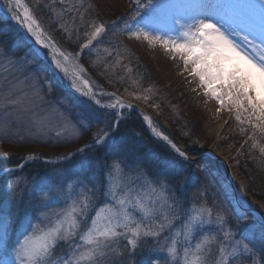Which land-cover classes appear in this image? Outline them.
Wrapping results in <instances>:
<instances>
[{
    "label": "rangeland",
    "instance_id": "obj_1",
    "mask_svg": "<svg viewBox=\"0 0 264 264\" xmlns=\"http://www.w3.org/2000/svg\"><path fill=\"white\" fill-rule=\"evenodd\" d=\"M22 1L29 7L45 34L50 36L61 50L63 45L59 38L64 36L69 41L86 43L90 33L94 31L93 21L95 26L103 24L105 31L86 49L89 58L87 63L80 59L79 55L73 57L74 54L63 49L66 54H71L73 67L77 64L83 67L82 78L89 81L95 98L103 105L113 103L117 97H137L144 107L137 111L143 115L138 112L147 132L150 130L148 131V122L143 118L145 115L151 117L156 131L168 136L186 152L189 160L194 162H184L167 141L169 148L165 144L162 145L167 147L173 156L162 154L163 157L156 161L154 148L148 140L142 138V133L116 135L122 127V122L112 136L115 149L111 144L104 146L103 149L107 152L101 155L102 147L91 146L84 153H78L74 144L91 136L103 125L94 120L96 126L93 124V128L90 126L77 137L72 134L71 129L65 127L64 118L80 127L81 124H89L91 116L88 111L93 116L100 117L105 114L111 117L112 111L102 112L93 105L84 101L82 103L83 98H80L81 105L74 104L69 96L82 97L84 94L73 89L70 80L55 68L47 49H42L40 54L36 55L34 48L39 46L35 45L34 39L18 24L23 41L26 42L24 53L18 47L11 46V49H7L3 44L0 45V159L9 157L11 151L17 149H34L37 158L26 161L25 155L19 162L24 164L22 170L11 166L5 168L10 170L8 174L3 170L0 174V231L6 233V246L0 249V262L14 260L15 243L22 238V234L31 230L30 224L34 225L39 220L43 226L47 221L42 214L59 211L65 206V194L80 191L78 176H87L86 183L98 182V186H101L104 182L102 166L106 161L110 162L113 151L118 150L124 159L135 161V167L139 169L138 173H127L126 180L127 189L131 190L130 199L133 200L128 207L134 219L141 220L143 216L141 208L134 203L136 199L145 206H153L152 201L156 199V193L148 188L145 180L158 177L167 182L165 192L170 198L169 203L172 202L171 197H176L189 209L193 205L206 204L212 208L213 219L219 209L227 210L224 213L226 223L223 226L213 225L205 229L210 238H215L209 245L208 264H214V261L218 260L221 243H231L225 241L223 235L224 231L229 229L237 233L253 229L257 246L255 261L256 264H264V256L258 249L261 214L259 210L264 214V202L249 191L248 181L241 170L247 155L248 141L252 144L251 148L258 152L257 158L264 160V155L259 150V146L264 145V132L252 128L247 122L246 112L241 111V120L244 121L241 123L236 119V106L222 108L214 97L205 95L199 78L191 74V64L186 69L180 54L166 50L159 41L150 42L144 39L142 31L139 38L132 35L138 29L147 30L152 34L158 32L160 35L179 29L176 20L186 19L182 6L194 4L196 0H151L154 8L143 7L150 0H139V8L136 6V0ZM250 3L259 9V0H250ZM40 8L47 11L44 14L48 15L44 19L37 16L36 11ZM5 11V4L0 0V14L15 21L5 15ZM171 34L175 36L177 32L172 31ZM76 70L80 71L78 68ZM112 93L115 95H109ZM10 99L19 102L12 105L8 103ZM132 110L124 108V117ZM5 113H11L7 118L12 121L6 137ZM192 136L194 137L191 138ZM91 139L92 137L89 141ZM254 143L258 145L255 148ZM142 146L146 148L144 151ZM5 153L8 154L7 157ZM65 153L73 155L64 159L58 158ZM228 162L236 165L241 180L230 174ZM28 164L31 166L25 169ZM17 179L19 183L15 184L13 189L7 188L6 181ZM43 180L48 181V187L33 198L30 195L31 189ZM69 183L73 184L72 189L68 187ZM154 186L159 188V185ZM102 191L101 188L98 203L106 202ZM53 193H60V198L50 199ZM236 199L246 200L251 206L247 221L237 223L235 217L230 215ZM41 201L48 203L49 207H39ZM155 206L159 208V204ZM253 212L256 215L255 227ZM92 215L94 211L89 213V218ZM142 223L151 225L152 221L145 218ZM182 224L183 217L173 221L171 232L166 230L158 238L150 237L141 241L142 248L136 250L135 259L142 262L151 256L162 264L165 261L167 264H177L166 249L171 244V237L175 236L177 251L180 254L177 259L182 257L186 247ZM165 237L169 239L166 241ZM198 239L200 237L196 236L191 240L193 247ZM156 247H162L165 251H148L149 248ZM129 248L127 239L121 237L113 245L112 255L118 257L119 253L127 254ZM227 250L231 251V248ZM68 254V246L60 243L50 258V264H62ZM229 264H253V257L249 254L236 259L230 258Z\"/></svg>",
    "mask_w": 264,
    "mask_h": 264
},
{
    "label": "snow or ice",
    "instance_id": "obj_2",
    "mask_svg": "<svg viewBox=\"0 0 264 264\" xmlns=\"http://www.w3.org/2000/svg\"><path fill=\"white\" fill-rule=\"evenodd\" d=\"M5 4V15H9L34 39L36 55L42 49L48 50L51 60L56 69L70 80V85L77 92L92 97L96 105H100V100L95 98L88 80L83 79L81 72L84 71L81 65L73 67L70 59L71 54L61 51L50 36H47L41 25L33 17L29 7L22 3V0H3ZM137 8L140 7L139 0H136ZM145 8H154L151 3L145 4ZM186 12V19H177L179 29L170 30L164 35L152 34L147 30L138 29L132 35L139 38L141 31L146 40L159 41L166 50L174 54H180L181 59L188 68L191 64V74L199 78L200 85L205 89V95H211L220 104L228 107L234 105L238 109L236 119L241 123V111L247 113V122L253 129L264 132V0H259V9L250 3V0H196L182 6ZM22 9V14L18 11ZM139 14V13H137ZM94 31L89 35L86 43L82 44L81 51L87 49L102 32L105 31L103 24L95 26ZM67 31V29H66ZM172 31L177 35L173 36ZM87 35V34H86ZM238 38V39H237ZM2 50V48H0ZM80 69L77 71L76 69ZM109 95H115L114 93ZM18 100H9L12 105L18 104ZM104 109H111V117L105 114L103 117L92 116L89 124H81L77 127L70 120L64 118L65 127L71 129L75 136H80L91 126L92 120L98 121L103 127L92 133L90 142L77 149L78 153H84L90 146H111L116 145L112 141L113 133L118 129L120 123L125 118L120 111L133 106L117 97L113 103L101 105ZM11 113H5L4 128L5 137L8 129L12 126V121L7 117ZM19 119V116H17ZM151 127L152 120L147 115L144 116ZM152 131L164 141H167L171 149L184 162L192 164L186 152L174 143L162 132ZM23 139V138H21ZM256 143L253 147H257ZM259 150L264 155V145L259 146ZM7 157V153L4 154ZM72 153L62 154L59 159L72 156ZM37 154H27L24 159L33 160ZM24 164L15 165L17 169H23ZM102 170L104 171V182L98 186V182H89L87 176L77 177L80 191H71L63 196L64 207L59 211L42 214L47 223L39 221L32 225L30 231L22 234L13 248L14 260L3 261L0 264H50V258L54 250L60 243L68 246L69 254L67 259L62 260V264H162L160 260L152 259L151 256L142 262L135 259L136 250L142 248L141 241L147 238H158L166 230L171 232L173 221L183 217L182 229L184 232L183 255L177 251V241L175 236L171 237V244L166 251L177 264H208L209 245L215 239L209 237L206 228L213 225L223 226L226 223L225 209L217 211L213 219L212 208L201 204L193 205L190 209L185 208L176 197H169L165 192L167 182L158 177L145 180L148 188L156 193V199L152 201L153 206L148 207L135 200V205L141 208L143 216L141 220L132 217L129 211L130 189H127V173L139 172L135 167V161L129 162L122 157L121 151L114 150L111 161H106ZM8 174L9 169H3ZM16 181H6V186L13 189ZM154 185H159V188ZM48 181L37 182L31 189L30 195L35 198L38 192L45 191ZM68 187L73 188L69 183ZM102 195L104 203H98ZM127 189V191H126ZM50 190V189H49ZM60 193H53L50 199H59ZM159 204V208L155 205ZM39 207H49L45 201H41ZM38 210V209H34ZM251 206L246 200L239 199L230 210V215L234 216L237 223L249 219ZM94 211V215L89 218V213ZM152 221L151 225L142 223L143 219ZM253 225L256 226V215L253 212ZM123 229V231H118ZM259 252L264 256V214L259 216ZM5 234L0 231V249L5 248ZM179 233H177L178 235ZM225 241L231 243H221L219 246V258L214 264H229L230 258L236 259L251 254L253 264L255 261L256 236L253 229H245L243 232H235L231 229L223 233ZM237 235L239 238H237ZM199 236L195 246L191 240ZM127 239L130 248L119 256L112 255L113 245L121 238ZM169 237H165L167 241ZM231 251H228V248ZM148 251H165L162 247L149 248ZM60 264V262H57ZM167 264V261L164 262Z\"/></svg>",
    "mask_w": 264,
    "mask_h": 264
},
{
    "label": "trees",
    "instance_id": "obj_3",
    "mask_svg": "<svg viewBox=\"0 0 264 264\" xmlns=\"http://www.w3.org/2000/svg\"><path fill=\"white\" fill-rule=\"evenodd\" d=\"M37 16L40 18H43L48 15V14H44L47 13V11L45 10H40L36 11ZM23 36H22V32L21 30L14 24V22L12 20H10L9 18L2 16L0 14V45L3 44L4 47H6L7 49H11V46H15L20 48V51L22 53H24L25 51V45L26 42L23 41ZM58 39V38H57ZM61 43V45H63V49L66 52H70L72 54H76L79 52V50L81 49V45L84 44V42H79V41H69L66 40V38L63 36V38H59L58 39ZM19 51V52H20ZM28 56H31L28 54ZM81 59L85 60L87 63L88 58V52L85 49L81 55ZM70 100L76 104V105H81V100H79L77 97L70 95ZM89 116H93L89 111L87 112ZM94 120H92L91 122V126L92 128L94 126H96L95 123H93ZM186 123H188L186 121ZM94 124V126H93ZM122 127L118 129V131L116 132V135H119L120 133H127V134H132L133 132L135 133H142V138L148 140L149 144H151V146L154 148V153L156 155V158H154L156 161H159L163 155H171L173 156V154L167 149V147L165 148V146H163L161 143H159L156 139H154L146 130L145 125L143 123V121L141 120L139 113L137 111H131V113H129V115L122 120ZM244 134L246 135L247 132H244ZM91 136L83 138L82 140H80V142H76L74 144V147H78L84 143H86L89 138H91ZM194 136H192L191 138H193ZM251 140V138H250ZM184 141H186V139H184ZM120 144V142H119ZM251 142L246 144V149H247V155L245 156V160L243 161L244 166L241 167V170L243 171V174L245 175L248 184H249V191L257 198H259L262 202H264V160L262 159H258L257 158V154L258 152L254 149L251 148ZM143 147V148H142ZM142 151H144L146 148L144 146H142ZM30 149H17L14 151H11V154L9 157L7 158H3L0 159V170H2L5 167L8 166H14L16 164H18L25 155L27 154H34L36 153V150L32 149L31 151H29ZM102 153L101 155H105L106 154V150L103 149L102 147ZM215 162V161H213ZM211 165V164H210ZM31 164H28L25 169L27 167H30ZM212 168V166H211ZM210 169V166H209Z\"/></svg>",
    "mask_w": 264,
    "mask_h": 264
},
{
    "label": "bare ground",
    "instance_id": "obj_4",
    "mask_svg": "<svg viewBox=\"0 0 264 264\" xmlns=\"http://www.w3.org/2000/svg\"><path fill=\"white\" fill-rule=\"evenodd\" d=\"M22 3H23V1H22ZM24 4V3H23ZM18 11L22 14V9H18ZM84 79V78H83ZM125 101L126 102H128V103H130L132 106H134V107H139V108H144L143 107V104H142V102L141 101H139V99L137 98V97H133V98H125ZM123 109H121L120 111H122ZM161 139H162V137H160ZM224 158H226V157H224ZM226 160H227V158H226ZM229 163V169H230V174L233 176V177H235V178H237V179H239V180H241V178L239 177V173H238V171H237V169H236V165L234 164V163H231V162H228ZM244 187H245V185H244Z\"/></svg>",
    "mask_w": 264,
    "mask_h": 264
},
{
    "label": "water",
    "instance_id": "obj_5",
    "mask_svg": "<svg viewBox=\"0 0 264 264\" xmlns=\"http://www.w3.org/2000/svg\"><path fill=\"white\" fill-rule=\"evenodd\" d=\"M150 130H152L154 127H153V124L151 125V127L149 126ZM164 142V140H161Z\"/></svg>",
    "mask_w": 264,
    "mask_h": 264
}]
</instances>
